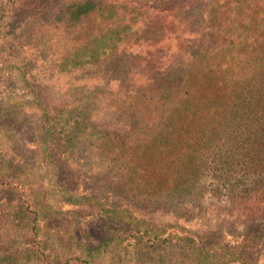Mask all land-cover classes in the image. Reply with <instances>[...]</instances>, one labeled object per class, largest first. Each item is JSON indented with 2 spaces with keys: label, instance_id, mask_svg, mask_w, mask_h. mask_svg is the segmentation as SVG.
Segmentation results:
<instances>
[{
  "label": "trees",
  "instance_id": "1",
  "mask_svg": "<svg viewBox=\"0 0 264 264\" xmlns=\"http://www.w3.org/2000/svg\"><path fill=\"white\" fill-rule=\"evenodd\" d=\"M208 1L15 0L12 16L0 6V75L22 86L0 98V264L264 259V0H214L200 29L190 13ZM36 59L61 89L40 88L49 81L32 75ZM22 116L44 137L54 178L73 173L53 180L71 209L29 182L12 138ZM91 139L102 142L86 151ZM99 148L108 171L118 166L141 194L194 205L193 220H144L81 187ZM80 199L104 225L97 241L71 203Z\"/></svg>",
  "mask_w": 264,
  "mask_h": 264
},
{
  "label": "rangeland",
  "instance_id": "2",
  "mask_svg": "<svg viewBox=\"0 0 264 264\" xmlns=\"http://www.w3.org/2000/svg\"><path fill=\"white\" fill-rule=\"evenodd\" d=\"M223 1V0H222ZM15 0H0V6H5L6 16H12V7L14 6ZM214 4V0H209L208 2L199 5L198 9H195L190 13L191 16L195 18L193 20V25L196 27L206 28L209 27L206 23L207 12L210 7ZM203 15L204 19H200L199 16ZM200 19V20H199ZM5 18H0V25ZM1 57V55H0ZM32 75L36 79H44L49 81V83L41 84L40 88L57 90L61 89L63 86V78L57 77L54 73L50 72L48 69V63L43 62L40 59H36L32 62ZM0 98L1 96H10L11 94H19L22 86L17 83L13 78L5 81V75H0ZM5 78V79H4ZM44 87V88H43ZM15 96V95H14ZM33 122L29 116L23 117L22 121L12 125V138L16 143L17 154L21 157L23 161L20 163H29V170L25 173L29 175V182L35 185H43L48 189L49 192V203L50 206L62 207L63 209H71L69 206L68 195H65L60 187L55 188L53 186V180L56 183H67V178L71 179V172L56 174L58 177L54 178L53 171L47 167L43 159V145L44 137L39 135L36 131H33ZM61 126L57 128V133L54 134L55 138H59V133ZM89 144L85 150H92L93 146L100 145L102 141L89 140ZM95 141V142H93ZM130 146V145H129ZM85 151V152H86ZM56 156L58 152H55ZM43 156V157H42ZM88 159L85 164H91L90 167L86 168L85 171L80 175L79 184L81 187L88 189L91 193H98L100 196L106 197L112 205L125 204L131 211L139 218L153 221L159 224H165L170 222H187L192 221L193 214L197 211L193 209L194 205H181V204H170L168 200L161 199L156 195H148L145 193H140L136 190V186L133 185L130 180L123 174V170L119 169L118 166L112 171L107 170V157L104 156V149L99 148L90 153L87 156ZM30 164L32 166H30ZM23 167V166H22ZM32 168V169H31ZM84 185V186H82ZM72 187V186H71ZM70 188V187H69ZM79 196L81 190L78 191ZM216 200H207L206 205L216 204ZM71 203L78 204L80 207L77 208L81 213V223L88 222L87 227L89 228L88 233L92 235V239L95 241L101 239L103 236V224L99 221V216L95 215L92 217V210H90L87 205L89 202L85 199H80ZM59 206H56V205ZM93 221V223H92ZM193 223V222H192ZM86 224V223H85ZM87 236L88 234H84ZM143 259L141 256H136L133 254H120L117 255L115 259L111 260L109 257H104L102 260H98L97 264H142ZM264 264V259L260 262Z\"/></svg>",
  "mask_w": 264,
  "mask_h": 264
}]
</instances>
